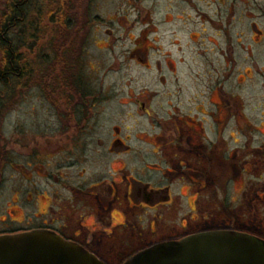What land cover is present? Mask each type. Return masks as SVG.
Returning <instances> with one entry per match:
<instances>
[{
	"label": "flooded vegetation",
	"instance_id": "flooded-vegetation-1",
	"mask_svg": "<svg viewBox=\"0 0 264 264\" xmlns=\"http://www.w3.org/2000/svg\"><path fill=\"white\" fill-rule=\"evenodd\" d=\"M187 1L166 15V52L153 19L124 36L133 43L128 60L152 77L140 89L119 83L121 73L88 71L83 45L77 56L62 40L26 47L45 63L42 101L66 120L41 142L0 136V198L9 202L0 236L52 231L124 264L159 243L220 232L249 239L264 261V63L254 53L264 30L253 7H195L192 17ZM117 18L133 32L136 21ZM13 78L16 90L24 78Z\"/></svg>",
	"mask_w": 264,
	"mask_h": 264
},
{
	"label": "rangeland",
	"instance_id": "rangeland-1",
	"mask_svg": "<svg viewBox=\"0 0 264 264\" xmlns=\"http://www.w3.org/2000/svg\"><path fill=\"white\" fill-rule=\"evenodd\" d=\"M177 2L178 0H36L34 4H32L34 10L41 8L42 14H44V19L39 27L40 29L42 28V30L45 29L44 27H47V30L42 31L44 33L41 32L42 34H39V40L34 39V41H38L35 45H41L40 43H43L48 39H56V41L62 40V44H66L67 47L72 44L70 46V51L72 52L69 53L70 56H77V51L74 52L75 54L73 53L74 47L77 50H80V46L83 45V47L86 48L82 56H84V58L89 61L90 66L93 67V69H88V71L99 72L101 77H103V73H106L108 77L112 78V80L119 78V76L116 77L114 75V73L118 72V75L121 73L123 74L122 76H124V80H118L119 83L122 81V84L132 83L137 89L150 86L152 83V77L147 75L146 72L148 70L144 66L134 64V61L128 60L129 54L127 51L128 49L133 48V43L128 37L124 38V36L131 33H140V30L144 26H142L143 21L138 22V20L143 17L144 19L148 18L147 20L153 19V23L158 25V29H160V39L163 43V50L166 52L169 49V30H167V27L170 26L166 15L169 13V9L172 5L178 9ZM234 3L237 4L234 7L239 11L245 7H253L255 21L259 28L264 30V0H188L187 2H184L181 7L186 10L187 14L194 17L195 7H220L222 9H228L232 7V4ZM4 6L5 0H0V24ZM50 9L52 12H55L60 20L56 19L53 21L49 17L48 14ZM137 9L141 10L140 14L137 12ZM147 13H149V15ZM60 14L62 15L60 16ZM118 14L126 25L136 21L135 26H131L133 32L121 25L122 21L118 20ZM177 14L178 12H176V15ZM192 21L193 20L191 19L190 27L193 30L198 29V26L195 28L192 27ZM63 25H67L68 27L65 29L67 32H65V35L62 37L59 36V33L56 31ZM78 25H81L80 32L76 31ZM174 26L178 29L177 25ZM87 28L91 29L90 37H93L94 31L95 40L93 43H87L88 40L86 41L85 36L87 34ZM30 36L31 35L28 34L27 42L31 40ZM115 36H117L118 39H116ZM256 36L257 35H255V38H257ZM99 37L101 39L100 42V39H98ZM184 40H186V38H184ZM96 45L103 48L98 49ZM21 49L22 52H25L26 48L23 47ZM254 53L256 58L264 63V44H255ZM52 54H54L53 51ZM26 56H28L29 63L34 64L30 81L23 77L24 79L20 81L21 84L18 85V88L13 90L12 86L14 85V78H12V81L9 82V89L7 88L8 91H13L9 93L11 94L10 98L3 97L7 92V89L3 85H0V102H3L2 104L4 105V109L0 112V136L5 138L10 137L11 135L15 137L27 136L29 139L41 142L44 138L54 137V135H56L55 130L58 126V119L66 120V117L64 112L58 113L52 111V109L48 107V103L43 102L41 95H39L41 92L40 87L43 88L44 79L42 78L46 73L44 72L43 75L39 74H42L45 63L40 60V57V59L35 57L33 59L28 51ZM1 59L2 55L0 50V62ZM151 59H153L152 56ZM114 65L115 68L111 67ZM45 70L46 67L44 71ZM56 71L57 70H55V72ZM129 78L132 79V82H129ZM49 81L52 80H47V82ZM52 82L54 83V81ZM120 88L122 87L120 86ZM47 95L48 102L55 103L56 98L54 100L52 91H49L46 94V99ZM5 147H8V144H5ZM51 148L52 150L54 149L53 144L51 145ZM21 159L23 158L21 157L19 159V156L17 157V160ZM9 176L10 171L8 170L6 177ZM15 177L18 179V176ZM5 179L7 178H4V181L2 182L3 187L4 185H10V180L7 179L5 182ZM6 197L5 193L2 194V197L0 198V215H3V213L6 212L8 202V200H5ZM105 258L111 259L110 262L113 264L112 256L106 254Z\"/></svg>",
	"mask_w": 264,
	"mask_h": 264
},
{
	"label": "water",
	"instance_id": "water-1",
	"mask_svg": "<svg viewBox=\"0 0 264 264\" xmlns=\"http://www.w3.org/2000/svg\"><path fill=\"white\" fill-rule=\"evenodd\" d=\"M0 264L106 263L55 232L35 230L1 235ZM124 264H264V261L249 239L213 232L179 242L159 243Z\"/></svg>",
	"mask_w": 264,
	"mask_h": 264
},
{
	"label": "trees",
	"instance_id": "trees-1",
	"mask_svg": "<svg viewBox=\"0 0 264 264\" xmlns=\"http://www.w3.org/2000/svg\"><path fill=\"white\" fill-rule=\"evenodd\" d=\"M35 1L5 0L0 24V50L2 55L0 85L6 88L9 86L11 78H22L27 73H33L34 64L29 63L26 52H22L21 48L36 47L35 43L38 42L36 40L40 39L39 34L44 31L39 27L44 19V14H42L41 8L34 10L32 4ZM50 11L48 15L53 21L60 20L54 11L52 12L51 9ZM28 34L31 35L30 44L27 42ZM34 39L36 40L34 41Z\"/></svg>",
	"mask_w": 264,
	"mask_h": 264
}]
</instances>
